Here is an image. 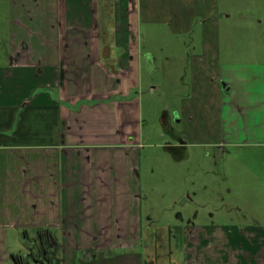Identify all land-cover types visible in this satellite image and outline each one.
I'll list each match as a JSON object with an SVG mask.
<instances>
[{
	"label": "crops",
	"instance_id": "0c3cea01",
	"mask_svg": "<svg viewBox=\"0 0 264 264\" xmlns=\"http://www.w3.org/2000/svg\"><path fill=\"white\" fill-rule=\"evenodd\" d=\"M218 6L0 0V264H22L8 233L30 228L28 256L38 258L37 239L48 233L52 264H179L181 254L186 264H264L261 223L155 228L150 245L136 247L146 237L135 173L145 121L135 89L144 69L164 72L166 62L186 58L179 129L169 110L161 118L175 140L166 147H264V1L244 0L231 22ZM196 25L187 50L160 60L141 48L156 28L189 36Z\"/></svg>",
	"mask_w": 264,
	"mask_h": 264
},
{
	"label": "rangeland",
	"instance_id": "374dc122",
	"mask_svg": "<svg viewBox=\"0 0 264 264\" xmlns=\"http://www.w3.org/2000/svg\"><path fill=\"white\" fill-rule=\"evenodd\" d=\"M243 2L219 0L217 13L231 14V18L226 20L231 22L239 12L245 11ZM196 27V32L189 34L191 38L187 34L168 36L163 29L156 28L153 34L150 32V45L149 42L147 45L149 38L146 37L141 48L146 50L150 47L159 53L161 60L162 53L194 47L196 43L192 38L197 36L198 25ZM159 40L165 44L162 50L159 49L163 44L157 46ZM185 60L179 59L177 65L166 62L164 72L149 73L144 69L135 89L140 99L141 116L145 120L138 140L140 164L135 173L142 188L144 235L149 237H142L137 242L136 247L140 249L146 243L150 245V232L154 238L155 228L264 224L263 146L226 145L219 148L197 144L184 152L165 146L175 143V140L168 131L163 133L161 118L164 111L169 110L172 115L170 125L179 129L174 114L179 100L187 91L189 74ZM8 234L9 251L21 254L20 260L25 264L26 246L33 239L34 231L31 228L27 233L21 229L10 230ZM191 257H198L197 261L201 262V256L196 253ZM187 261L181 254L179 264Z\"/></svg>",
	"mask_w": 264,
	"mask_h": 264
},
{
	"label": "flooded vegetation",
	"instance_id": "af4514ba",
	"mask_svg": "<svg viewBox=\"0 0 264 264\" xmlns=\"http://www.w3.org/2000/svg\"><path fill=\"white\" fill-rule=\"evenodd\" d=\"M39 239H37L38 242V246L34 247V251L36 254H38V258L36 259V257H32L31 255L28 256L29 252H27L28 254H25L26 259H31V264H52L53 261H55V247L52 245V240L51 237H49V234L46 233V238L44 240V238H42L41 236L38 237ZM42 246H41V245ZM31 249V248H30ZM32 250V249H31ZM30 257V258H29ZM23 264V262H22Z\"/></svg>",
	"mask_w": 264,
	"mask_h": 264
}]
</instances>
